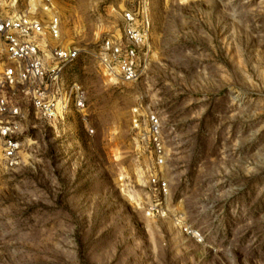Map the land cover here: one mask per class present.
I'll return each instance as SVG.
<instances>
[{"label":"rangeland","instance_id":"1","mask_svg":"<svg viewBox=\"0 0 264 264\" xmlns=\"http://www.w3.org/2000/svg\"><path fill=\"white\" fill-rule=\"evenodd\" d=\"M52 1L56 43L80 50L64 78L84 89L85 110L46 122L19 101L21 164L0 175V264H264V0H147L148 64L135 82L104 76L95 53L138 0ZM134 108L162 124V218L142 210L151 151Z\"/></svg>","mask_w":264,"mask_h":264},{"label":"built area","instance_id":"2","mask_svg":"<svg viewBox=\"0 0 264 264\" xmlns=\"http://www.w3.org/2000/svg\"><path fill=\"white\" fill-rule=\"evenodd\" d=\"M12 3V12L0 14V175L21 164L20 100L29 102L41 120L51 122L71 107L84 112L86 99L81 85L64 78L65 68L80 50L56 43L61 20L53 1L28 0L20 7L17 0ZM149 28L147 0H138L135 7L121 12L119 34L105 36L95 53L104 76L125 82L141 78L148 64ZM46 36L55 42L42 45ZM132 126L151 151L143 213L150 219L165 217L170 189L162 171L167 149L160 117L149 110L139 114L134 108ZM191 234L199 237L197 232Z\"/></svg>","mask_w":264,"mask_h":264}]
</instances>
